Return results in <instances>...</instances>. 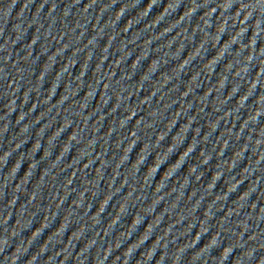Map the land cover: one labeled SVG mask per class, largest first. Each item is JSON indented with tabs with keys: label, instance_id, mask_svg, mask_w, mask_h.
I'll return each instance as SVG.
<instances>
[{
	"label": "water",
	"instance_id": "obj_1",
	"mask_svg": "<svg viewBox=\"0 0 264 264\" xmlns=\"http://www.w3.org/2000/svg\"><path fill=\"white\" fill-rule=\"evenodd\" d=\"M83 0H0V146L74 21Z\"/></svg>",
	"mask_w": 264,
	"mask_h": 264
}]
</instances>
